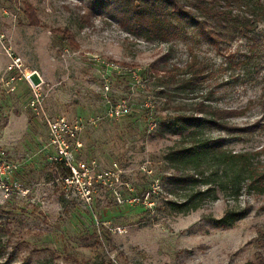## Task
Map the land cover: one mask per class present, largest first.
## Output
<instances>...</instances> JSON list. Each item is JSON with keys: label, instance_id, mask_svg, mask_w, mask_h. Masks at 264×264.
<instances>
[{"label": "rangeland", "instance_id": "1", "mask_svg": "<svg viewBox=\"0 0 264 264\" xmlns=\"http://www.w3.org/2000/svg\"><path fill=\"white\" fill-rule=\"evenodd\" d=\"M84 10L0 0V156L15 164L0 185V260L264 264V13L247 37L213 42L192 27L144 37ZM190 52L199 75L177 84ZM195 102L223 110L220 125L193 136L161 128ZM201 137L248 154L236 191L221 162L202 165L208 192L169 182V150ZM242 208L231 225L216 222Z\"/></svg>", "mask_w": 264, "mask_h": 264}, {"label": "trees", "instance_id": "2", "mask_svg": "<svg viewBox=\"0 0 264 264\" xmlns=\"http://www.w3.org/2000/svg\"><path fill=\"white\" fill-rule=\"evenodd\" d=\"M84 4V19L87 15L103 14L123 25L133 33H140L144 37H155L160 39L169 38L175 32L181 31L184 27H192L198 32L213 40L217 37H230L235 35L247 37L253 25V20L264 13V0H79ZM61 31V30H60ZM251 37V36H250ZM184 67L189 76L178 78L177 84L187 85L198 73L195 67V55L190 52ZM202 67V66H201ZM165 67L162 66V70ZM177 69H165L170 72ZM174 81V79H173ZM180 86V85H179ZM162 91V90H161ZM193 112L188 114H177L169 116L159 122L162 129L172 134H181L186 131V135L197 134L198 129L206 124L220 125L219 120L225 113L223 110L212 108L208 103L195 102ZM212 108V109H211ZM222 115V116H221ZM246 152H231L223 147L221 138L201 137L193 140L190 144L170 149L166 158L172 163L174 173L171 174L169 182L175 186L204 184V192L211 189L210 167L202 166L203 163L214 165L217 163L228 166L231 169L229 181L232 185L238 184L243 169L247 168ZM231 163H236L237 168H231ZM242 167H244L242 169ZM181 168H188V172L180 171ZM208 172H205V169ZM226 171H224L225 173ZM248 179L245 183L247 187L253 186L254 179L249 175L243 176ZM251 177V179H249ZM220 187L222 182L218 183ZM264 185V182H263ZM260 184L256 189L263 192L264 188ZM239 186V185H238ZM240 187V186H239ZM234 186L235 191L239 188ZM187 200V198L185 199ZM194 204H191L193 207ZM246 213V209L240 210L226 209L224 213L216 219V222L223 225H231L233 221L239 219ZM0 256H2L0 251ZM0 264H10L9 261L0 260ZM15 264H26L18 262ZM38 264H46L41 261Z\"/></svg>", "mask_w": 264, "mask_h": 264}, {"label": "built area", "instance_id": "3", "mask_svg": "<svg viewBox=\"0 0 264 264\" xmlns=\"http://www.w3.org/2000/svg\"><path fill=\"white\" fill-rule=\"evenodd\" d=\"M111 111H113L115 114L117 113V109L115 107L111 109ZM59 152L61 153L62 157L66 158L65 150H63L60 147ZM69 167L73 172L75 171V168L73 166H69ZM13 168H15L14 163L7 161L3 157L0 156V185H2L5 180H7L8 172L11 171Z\"/></svg>", "mask_w": 264, "mask_h": 264}]
</instances>
